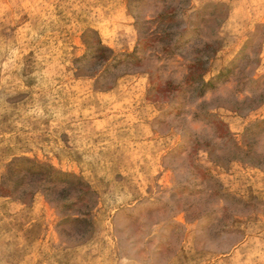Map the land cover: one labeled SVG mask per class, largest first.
I'll return each mask as SVG.
<instances>
[{"label": "rangeland", "instance_id": "rangeland-1", "mask_svg": "<svg viewBox=\"0 0 264 264\" xmlns=\"http://www.w3.org/2000/svg\"><path fill=\"white\" fill-rule=\"evenodd\" d=\"M0 264H264V0H0Z\"/></svg>", "mask_w": 264, "mask_h": 264}]
</instances>
